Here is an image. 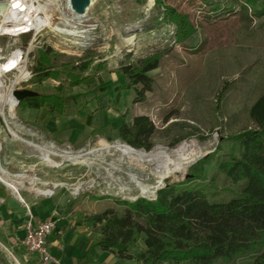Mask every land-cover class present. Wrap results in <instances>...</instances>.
Masks as SVG:
<instances>
[{"label": "rangeland", "instance_id": "obj_1", "mask_svg": "<svg viewBox=\"0 0 264 264\" xmlns=\"http://www.w3.org/2000/svg\"><path fill=\"white\" fill-rule=\"evenodd\" d=\"M51 1L40 0V4H46L52 26L65 33L44 27L38 34L32 31L19 39L24 47L33 40L30 60H37L39 50L51 49V67L61 75L58 81L39 83L33 73L22 85L23 90L52 94L62 84L61 94L68 96L64 99L72 111L77 110L76 102L68 99L75 95L81 96V107L86 97H100L103 106H114L115 88L125 80L120 68H136L142 59L162 52L157 69L148 73L154 80L152 91L145 93L144 100L134 102V88L126 90L123 99L133 107L120 120L131 124L137 114L148 116L154 126L149 151L156 147L172 152L184 146L189 150L204 146L207 154L220 144L217 157L222 158L235 149L225 138L250 125L248 109L264 90V0H94L79 23L64 22L72 16L67 0ZM167 7L186 16L195 31L183 43L175 42V26L162 21ZM87 61L102 65L86 74L94 77L95 83L70 88L65 74ZM33 68L34 64L32 72ZM39 114L33 113L37 120ZM37 120L26 121L24 110L18 106L14 119H7L6 124L0 119V175L6 177L1 174L4 170L9 183L20 182L24 194L38 195V200L51 199L53 204L58 200L61 216L89 220L106 210L121 215L125 208L118 206L117 200L153 199L164 186V178L172 183L184 181L189 167L205 155L185 165L179 163V169L165 158L137 163L119 151L104 149L117 142L127 145L115 130L90 136L81 146L73 147L41 138L37 130L45 128ZM9 129L22 140L12 137ZM25 141L51 145L60 155L70 152L85 156L79 161L60 156L45 161L41 152ZM214 169L215 160L205 167L207 178ZM167 170L170 173L165 176ZM175 172L179 175L174 176ZM221 181L222 176L214 199L228 200L237 186L231 182L222 185ZM142 188L148 192L143 193ZM0 264L17 263L1 248Z\"/></svg>", "mask_w": 264, "mask_h": 264}, {"label": "trees", "instance_id": "obj_2", "mask_svg": "<svg viewBox=\"0 0 264 264\" xmlns=\"http://www.w3.org/2000/svg\"><path fill=\"white\" fill-rule=\"evenodd\" d=\"M162 21L175 26L177 43L185 42L195 32L187 17L173 8H164ZM51 53V49L38 51L33 73L39 83L60 78L61 74L51 67ZM163 55L154 53L136 68L122 66L125 80L115 88V103L123 90L133 88L134 102L144 100L154 84L148 73L157 69ZM100 67L92 61L76 64L65 74L68 86L94 84L95 78L86 74ZM54 90L52 94L25 98L18 107L41 111V118L62 116L66 112V99L61 97L63 85L58 84ZM248 118L247 128L225 138L235 149L224 157H217L221 151L218 144L212 153L189 167V177L184 181L158 189L153 199L117 200V205L125 208L121 215L106 210L94 216L93 226L100 235L97 246L118 259L142 264H264V90L248 109ZM153 132L147 116L134 117L131 124L123 120L118 128V136L127 146L145 152L153 147L149 141ZM214 160V172L207 178L205 167ZM221 176L222 185L231 182L237 186L228 200L214 199Z\"/></svg>", "mask_w": 264, "mask_h": 264}, {"label": "crops", "instance_id": "obj_3", "mask_svg": "<svg viewBox=\"0 0 264 264\" xmlns=\"http://www.w3.org/2000/svg\"><path fill=\"white\" fill-rule=\"evenodd\" d=\"M126 90L114 106L111 103L103 106L100 97H86L83 107L79 106L82 98L75 101L76 111L70 110L65 101L66 112L62 116L46 115L41 118L39 111L37 120L33 113L38 110L25 109V119L32 123L37 120L45 128L43 131L36 129L41 138H48L56 144L60 142L79 147L90 136L108 129L118 132L123 121L120 118L133 107L123 99ZM63 94V98L68 97ZM137 116L147 115L137 114L134 117ZM11 181L17 187L16 192L0 181V249L6 251L17 264H42L35 256L28 255L20 243L29 223L35 226L49 220L55 227L48 238L49 252L60 264H142L136 260L118 259L114 254L101 250L97 246L100 235L93 226V219L81 220L70 214L61 216L58 200L54 201L55 204L51 199L38 200V195L21 192L23 186L20 182Z\"/></svg>", "mask_w": 264, "mask_h": 264}, {"label": "bare ground", "instance_id": "obj_4", "mask_svg": "<svg viewBox=\"0 0 264 264\" xmlns=\"http://www.w3.org/2000/svg\"><path fill=\"white\" fill-rule=\"evenodd\" d=\"M47 1H50V0H47ZM52 1H56V0H52ZM67 2H68V0H67ZM93 2H94V0H91V4H93ZM8 5H9L8 8L0 16V32L14 33L15 31H18L17 33H21V32H29L32 30L37 32L40 28L46 27V28H50L53 31L58 32L60 34L65 33L62 30H60L59 28L52 26L51 21H50L49 17L46 16V11L44 9V7H46V4H43L44 6L40 3H38V5H35L33 3V0H12V1L8 2ZM67 9L69 10V12L72 16L69 20H67V18H64V22L66 23V22H73L74 21L76 23H79L84 18V16L86 15L89 8L85 12V14H83L81 16L75 14L70 9L69 4L67 5ZM39 12H42L44 14V17L34 18V16H33L34 13H39ZM8 22H11V25H7L6 23H8ZM3 85H4V82L2 80H0V86H3ZM0 102L1 103L6 102L9 104V119L10 120L14 119V104H13L14 99L12 98V96L7 95L6 92L3 91L2 89H0ZM9 131H10L9 133L12 135V137H14L15 139H18V140H22L18 137V135L14 131H12L11 129H9ZM25 143L27 145L35 148L37 151H40L41 154L43 155V159L45 161H48L51 156H60L62 158L65 157V158L71 159V161L72 160L73 161H79L80 158L85 156V154H80V153L73 154L70 152H63L62 155H60V154H57L55 152V150L53 149L54 147L51 145L50 146H38V145H35L31 142H26V141H25ZM104 149H107V150L113 149L115 151H119L124 156L129 158L131 161L137 162V163H143V164L145 162L148 163V162L156 161L157 159H160V158H165L167 163H169L170 165L176 166L178 169L180 167L179 163L183 164V165L188 164L192 160H195L196 158L201 157L208 150L204 146H194L190 150L184 146L179 151L168 152L167 150H165L163 148L156 147L152 151L145 152L142 150H135V149H133V148H131L125 144H121L118 142L112 146L105 145ZM192 151L194 152L193 155H192ZM180 169H182V168H180ZM169 173H170V171L167 170L165 176H167ZM1 174L5 175L6 177L0 175V181L7 184L13 191L16 192L17 187H15L11 182L9 183V181L7 179V172L4 170H1ZM18 177L20 178L23 176H18ZM164 179H166V178H164ZM163 180H162V182H163ZM36 191L38 193H42L38 189H36ZM47 192H49V191H47ZM142 192L147 193L148 190L145 188H142ZM45 194H46V192H45Z\"/></svg>", "mask_w": 264, "mask_h": 264}, {"label": "built area", "instance_id": "obj_5", "mask_svg": "<svg viewBox=\"0 0 264 264\" xmlns=\"http://www.w3.org/2000/svg\"><path fill=\"white\" fill-rule=\"evenodd\" d=\"M10 2L12 0H4ZM35 5L40 3V0H33ZM43 13H34V18L43 17ZM11 25V22L6 23ZM43 30L40 28L35 34ZM34 31V30H32ZM29 32L5 33L0 32V80L4 82L0 89L6 92L7 95L14 99V111L18 106V102L13 96L17 90H23L22 85L27 84L33 76L31 67L35 65L36 58L30 60L31 46L33 40L24 47L20 43V37L26 36ZM58 33V32H56ZM59 34V33H58ZM34 36V35H33ZM0 119L5 122L9 119V104L0 102ZM54 223L52 221H43L35 226L28 224L26 234L21 240V247L28 255L35 256L42 264H60L55 260L50 252L48 246V238L54 231Z\"/></svg>", "mask_w": 264, "mask_h": 264}, {"label": "water", "instance_id": "obj_6", "mask_svg": "<svg viewBox=\"0 0 264 264\" xmlns=\"http://www.w3.org/2000/svg\"><path fill=\"white\" fill-rule=\"evenodd\" d=\"M68 4L70 6V9L77 15L81 16L83 14H85V12L87 11V9L90 7L91 5V0H68ZM8 2L4 1V0H0V16L5 12V10L8 8ZM36 63V62H35ZM37 95V93L35 92H31L28 90H17L13 93V96L15 97V99L17 100L18 104L20 101H22L25 98H29V97H33ZM211 152L205 154L203 156L206 157L208 154H210ZM179 173L175 172L174 176H178ZM189 177V175H185L184 179H187ZM172 183L171 179L166 178L163 180V184L165 186H168Z\"/></svg>", "mask_w": 264, "mask_h": 264}]
</instances>
